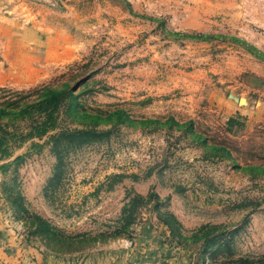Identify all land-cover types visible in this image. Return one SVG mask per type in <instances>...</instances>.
<instances>
[{"label":"rangeland","instance_id":"1","mask_svg":"<svg viewBox=\"0 0 264 264\" xmlns=\"http://www.w3.org/2000/svg\"><path fill=\"white\" fill-rule=\"evenodd\" d=\"M42 87L62 100L39 136L14 102ZM0 108L4 250L30 264H260L264 0H0ZM75 130L103 134L62 142L59 161L50 137ZM135 194L147 200L123 231Z\"/></svg>","mask_w":264,"mask_h":264},{"label":"trees","instance_id":"2","mask_svg":"<svg viewBox=\"0 0 264 264\" xmlns=\"http://www.w3.org/2000/svg\"><path fill=\"white\" fill-rule=\"evenodd\" d=\"M42 92H45V96L43 98L35 100V102L31 103H25L24 105L20 106V100L24 97L23 95H19V97L15 100L14 105L16 108V111L20 112L21 115L25 116L28 115L27 118L31 119L32 128L34 126V130L36 131V134L41 136L47 129V125L51 122V119H53V113L56 111L58 108L59 103L62 100V94L59 92H54L51 90H48L47 88L42 87L40 89ZM19 102V103H18ZM18 103V104H17ZM5 109L0 108V119L2 115H4ZM42 117V118H41ZM41 118V119H40ZM31 128V129H32ZM33 134L32 131L28 133H23V132H14L11 135L13 137H22L25 138L27 136H30ZM103 133L99 132L97 130H75L71 132H59L54 135H52L51 138V144H52V149L55 153V156L59 159V161L62 158V155L60 153V145L64 141H74L77 139L78 141H86V140H91L100 138ZM10 136V133L2 127L0 124V156H5L7 155V150H8V142H7V137ZM19 158V157H18ZM17 158V159H18ZM60 163V162H59ZM58 174V173H57ZM57 176V175H56ZM147 199H145L142 195L140 194H135L133 197L129 198L127 202H125L123 209H122V216L121 220H123L124 224L122 225V230L127 231L129 228L130 224H132L135 220V212L137 209V206L139 203L141 204L142 202H146ZM37 221V229L36 231H39L40 233H48L49 232V224L43 220L42 218L36 219ZM204 245L208 244H214L216 243L214 240H207V238H204L203 240ZM257 263L264 264V255H262L258 260Z\"/></svg>","mask_w":264,"mask_h":264},{"label":"crops","instance_id":"3","mask_svg":"<svg viewBox=\"0 0 264 264\" xmlns=\"http://www.w3.org/2000/svg\"><path fill=\"white\" fill-rule=\"evenodd\" d=\"M8 238L0 236V264H30L26 261V258H23L22 255H18V253L15 252V249L4 250V247L7 245Z\"/></svg>","mask_w":264,"mask_h":264}]
</instances>
